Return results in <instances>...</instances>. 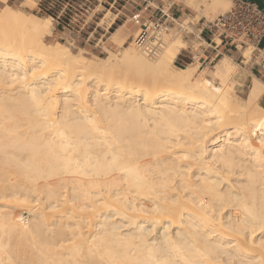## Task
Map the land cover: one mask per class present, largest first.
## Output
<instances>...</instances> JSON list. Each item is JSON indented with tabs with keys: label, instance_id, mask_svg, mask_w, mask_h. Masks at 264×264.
<instances>
[{
	"label": "bare ground",
	"instance_id": "obj_1",
	"mask_svg": "<svg viewBox=\"0 0 264 264\" xmlns=\"http://www.w3.org/2000/svg\"><path fill=\"white\" fill-rule=\"evenodd\" d=\"M52 20L0 11V264H264V79L176 69L170 34L88 59Z\"/></svg>",
	"mask_w": 264,
	"mask_h": 264
},
{
	"label": "rangeland",
	"instance_id": "obj_2",
	"mask_svg": "<svg viewBox=\"0 0 264 264\" xmlns=\"http://www.w3.org/2000/svg\"><path fill=\"white\" fill-rule=\"evenodd\" d=\"M170 2L168 5L171 4ZM179 3L186 5L184 4L185 0H181ZM4 6L20 10L30 16H37L40 18L51 17L53 19L52 35L47 36L46 40L55 44L65 43L66 45H69L73 53L83 54L88 59L93 60L109 57L111 55H121L132 46L137 52L143 53L141 48H139L134 41L140 33L141 26H137L133 31H128L124 41H116L115 39H112V35L108 33L107 37L104 39L106 43H101L100 46H96V41L94 42L93 38L89 40V35L86 36L83 34L80 38L77 36V32L81 27L88 29L91 21L95 20L96 17H103V15L99 13L103 12L105 14L108 12L103 9V6H105L104 0H4V2L3 0H0V11ZM232 6L233 2L231 1V5L227 10L208 13L203 5L200 11H195L186 5L185 14L182 17H176L174 18V21H168V29H163L160 32L162 42H164L168 34H170L173 39L179 38L183 40L186 45L185 49L181 50L180 54H183L187 58L185 59V62L180 61L177 58L174 63V67L176 69L185 68L189 64L196 63L198 58L199 62H202L200 57L205 58V55L202 51L203 44L201 43L202 40L199 36L200 32L197 29V24L202 19L203 22H206L207 26H210V23L213 22L218 15L228 11ZM107 14L106 19L111 16L110 12ZM209 16L211 18H209ZM105 20L101 23L103 26L107 27L108 22ZM148 24L150 23L148 22ZM151 25L152 27L154 26L153 24ZM152 30L150 31L149 41H153V37L155 36L152 33ZM165 46H167V44H165ZM243 52L244 51L240 54ZM193 56L198 57L193 59ZM248 56L250 57L249 51ZM232 60V62L237 65L236 74L233 75L232 79V82L234 83V94L237 98H245L250 91L254 78L258 77L264 79V69H261L260 73L256 72L253 74L251 64H247L245 66L234 58H232ZM219 61L220 58L216 59L211 64L207 61L206 63L200 65L203 68L201 70L212 76L215 66L219 63ZM23 215L26 216L23 218L27 220L26 218H28V215Z\"/></svg>",
	"mask_w": 264,
	"mask_h": 264
},
{
	"label": "built area",
	"instance_id": "obj_3",
	"mask_svg": "<svg viewBox=\"0 0 264 264\" xmlns=\"http://www.w3.org/2000/svg\"><path fill=\"white\" fill-rule=\"evenodd\" d=\"M165 1H171L170 5H175L181 0H163V2ZM159 12L160 16L148 22L154 25L152 27V33L155 35L153 41L160 45L161 30H167L168 21H174V18L169 15L168 11L164 12L159 9ZM133 18L138 20L140 16L135 15ZM148 22L141 25L140 33L134 40L138 46L144 45L147 42H153L149 41L150 31H146V29L149 28L145 27ZM210 29L212 40H218L223 44L225 43L230 48L240 53L242 51H249V59L245 57L244 52L241 54V64L245 66L251 64L252 71L259 72L261 69H264V10L261 9L257 3L246 0H236L231 9L218 15V17L210 23ZM201 35L202 33L199 34L200 38ZM213 44L217 46L216 41H213ZM197 57L198 56H193V59ZM216 59L217 58H208V56L205 58L200 57V60H202L201 64H204L205 61H209L211 64Z\"/></svg>",
	"mask_w": 264,
	"mask_h": 264
},
{
	"label": "crops",
	"instance_id": "obj_4",
	"mask_svg": "<svg viewBox=\"0 0 264 264\" xmlns=\"http://www.w3.org/2000/svg\"><path fill=\"white\" fill-rule=\"evenodd\" d=\"M231 1L234 4L236 0ZM246 1L255 2L261 9L264 10V0ZM104 3L105 6H103V9L111 13V16L107 18V22L109 20L111 21H109L110 24L107 27L102 25L101 22L106 19L108 12L105 14L101 12L99 14H102L103 17H96L95 20L91 21L88 29L81 27L77 32V36L79 38L82 37L83 34L86 36L89 35L88 39L90 40L93 38L94 42L96 41V46H100L101 43H106L104 39L107 37L108 33L112 35V39H115L116 41H124L128 31H133L137 26H141L143 23L154 20L160 16L159 9L163 10L164 12L168 11L169 15L173 18L182 17L186 11V5L178 3L169 6L168 3L166 1L163 2V0H104ZM135 15H139L140 18L138 20L134 19L133 17ZM197 29L200 33H202L200 39L202 40V51L205 57L208 56V58H220V60L224 57H227L229 59L234 58L237 61H241L240 52L230 48L225 43L223 44L218 40H212L210 26H207L206 22H203L202 19L197 24ZM213 41L217 42V46L213 44ZM177 58L180 61L185 62L187 57L183 54H180L179 57L177 56ZM204 63H206V61ZM194 64L195 63L189 64L185 68ZM201 69L203 68L200 66L196 74H198V71H201ZM256 72L257 71H252L253 74ZM258 73H260V71ZM259 103L262 105V107H264V94L260 98Z\"/></svg>",
	"mask_w": 264,
	"mask_h": 264
}]
</instances>
